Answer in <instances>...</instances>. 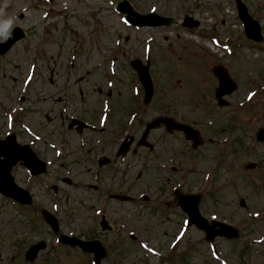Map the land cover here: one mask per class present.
Wrapping results in <instances>:
<instances>
[{"label":"rangeland","instance_id":"374dc122","mask_svg":"<svg viewBox=\"0 0 264 264\" xmlns=\"http://www.w3.org/2000/svg\"><path fill=\"white\" fill-rule=\"evenodd\" d=\"M117 1L0 0V28L11 19L10 30L19 25L27 33L0 60V66H13L19 80L26 83L30 80L29 69L35 68L36 74L49 66L52 72L48 73L55 80V86L50 84L45 91L38 87L43 92L30 94V103L21 105L32 110L25 112L21 123L49 170L33 182L34 186L27 182L34 195L31 210L24 211L0 195V264H91L77 249L58 243L56 234L42 217V208L58 217L61 232L79 235L82 231L89 235L93 230L96 236L103 237L104 244L116 243L102 264H264V142L253 144L254 132L264 125V42L254 44L246 38L234 0H130L141 13L155 11L198 19L200 27L187 32L178 27L134 29L116 11ZM244 1L264 25V0ZM148 44L153 48L152 73L156 83L152 101L142 118L147 122L159 114L172 113L199 127L205 145L195 153L193 161L197 169L189 170L192 147L185 137L178 132L168 135L159 129L153 132L156 141L150 140L157 143L160 152L148 157L142 151L131 153L109 169L98 171L96 151L103 142L106 145L112 140L111 128L116 117H120L115 106L112 111V102L117 99L125 103L135 98L132 96H136L134 91H138L140 84L129 60H145ZM217 64L227 66L239 85L227 97L231 104L224 108L213 100L218 86L213 67ZM48 73L46 78L50 77ZM107 73L115 76L111 85ZM59 83L65 85L67 94H60L56 88ZM257 88L260 93L248 98ZM29 89L22 86L19 96L29 94ZM108 90L112 92L111 98L106 96ZM2 99L6 98L0 94V103ZM83 108L87 115L94 109L96 118L101 119L104 111L107 119L97 122L99 128H105L104 134H78L67 129L69 118L80 116ZM61 111L67 118L64 125L59 120ZM12 126L10 122L9 128L2 127L0 120V136ZM135 134L140 132L136 130ZM105 135L106 141L102 140ZM208 136L216 137L213 138L216 141L210 142ZM26 137L25 141H30ZM169 146L174 157L169 164L179 167L173 175L171 170L160 173L158 170L163 167L158 164V156L165 154ZM211 154L214 157L209 159ZM215 157L221 160V166L211 188L205 191L201 211L210 218L247 220L238 224L241 239L216 244L217 255L224 260L213 257L202 232L182 227V217L174 214L178 213L176 207L140 204L141 193L171 194L176 186L181 191L194 189ZM249 162L253 163L252 170L246 169ZM96 171L103 176L100 196L86 187L87 183L97 182L93 179ZM140 171L144 175L137 179ZM182 177L185 184L179 180ZM255 179L263 182L260 189H253ZM112 192L128 193L134 201L110 198ZM215 192L223 197H218L221 199L214 208L208 200ZM241 196L247 201V209L239 206ZM101 214L109 220L111 233L100 228ZM133 232H141L148 238L132 240ZM39 241L45 242L46 248L35 261H27L28 248ZM141 241H146L150 249H143ZM248 242L253 247L247 246Z\"/></svg>","mask_w":264,"mask_h":264},{"label":"flooded vegetation","instance_id":"af4514ba","mask_svg":"<svg viewBox=\"0 0 264 264\" xmlns=\"http://www.w3.org/2000/svg\"><path fill=\"white\" fill-rule=\"evenodd\" d=\"M4 57H5V55H1L0 56V60H2ZM6 68H8V69H6ZM37 69H36V72L39 70V69L38 70ZM29 72H30V80L26 83L25 80L24 81H20L19 80L17 71L14 70L13 66H8V65L0 66V84H2V86H0V89H2L0 94L4 98L9 100V101H7L6 99H2V102L0 103V120L2 121V127H8V128H9L10 122H13V126L11 127V129H9V131L7 133H5L2 136H0V140L6 141L8 143V138L14 137V139L18 143V144H16L14 146V148H21V149L27 151L28 153H30L29 148L32 149L33 152H35L37 154V156L42 161L45 162V165L47 164V168L49 169L48 163L46 162L45 159H43V157L41 156L40 151H38L34 147V145H32V144H34V141H31L32 137L27 134L26 130L23 127V124L21 123V120H23L22 118L25 116V112L28 111V112L31 113L32 110L31 111H29V109L26 110L27 107L24 109V106H21V105H25V104H27V102L30 103V101L32 100V96L31 95H33V94L40 95L43 91L47 90V87L50 86V84L53 85L55 80L52 78V76H50V73L52 72V70H50L49 66H47V69L45 68L44 71L40 70L36 74H35V68L29 69ZM48 72H50V73H48ZM45 73H48L50 77L46 78ZM59 73L61 75L62 72L59 71ZM19 76H20V72H19ZM3 86H5V87H3ZM22 86H24V87L26 86L27 88L30 87L29 94H24V95L22 94V95L19 96V90L21 89ZM54 86H55V83H54ZM38 87H42V88H45V89L42 92H39L37 90ZM7 88H10V90H8ZM16 88L18 90H16ZM56 88H59L60 94L66 93V87H65L64 84L59 83L56 86ZM44 93H46V92H44ZM12 96H13V98H12ZM17 98H18V100H17ZM45 98H46V96H44V99ZM65 98H66V95L61 100V104H63ZM51 99H52V96H51ZM132 99L133 100H128L125 103L121 102L120 100L115 99L113 101V103H112L113 110H114V106H115V109H117V115L120 116L119 120H117L116 132L119 133L122 137H126V136H133L134 137L133 143L130 146V150L127 151V153L125 155H122V156L118 157L117 156V152L120 149V143L121 142L119 144H116V140L117 139H113L110 143H108L105 146L106 148L101 149L99 151H96V155L95 156H97V158L95 159V161H96L95 163L97 164L98 171L102 170V169H109L111 165L116 164L121 159H126L127 156H129L131 153L132 154H136L138 151H142V152L145 153V157H148V156L155 155V153L160 152L161 148H158L157 143H155V142H153L151 140L153 139L154 141H156V139H154L152 137L153 136V132L156 131V130H159V129L165 130L164 126H161V127L157 128L155 130H152L150 132L148 138H149V140L151 139L150 141L154 145L152 148H149L148 146H139L137 144L138 139L140 138V136L144 132L145 126L147 124V122H144V119L142 118V115L146 112L148 104L146 102H144V100H143V98L141 96H138V97H135V98H132ZM43 102H44V100H43ZM11 105H12V107H11ZM65 108H66V106H65ZM11 109L13 111H10ZM46 109H48V108L46 107ZM10 112H12V113H10ZM159 115L168 116L169 114H159ZM138 116H140L139 119H138ZM76 119H78V118H76ZM80 119L85 121L89 125V126H86L84 129H87V130L88 129L89 130L90 129H92V130L95 129V127L91 124L92 122L96 121V114H95L94 109L91 110V112L88 113V115L85 112H82L80 114L79 120ZM59 120H60V123H62V125L66 124L67 118L65 116V112L61 111V113L59 114ZM20 125H22V127ZM69 129H74V130L78 131L76 126H74L73 128L70 127ZM136 130H138L140 132L139 135L135 134ZM82 131H80V132H82ZM1 133L2 132H0V135H1ZM168 135H172V134H168ZM26 136H28L30 138V141H25V140H28ZM210 142H213V141H210ZM188 143L191 145L190 141H188ZM26 145L29 148L26 147ZM169 152H172V151L167 147L165 149V154L163 152L162 156H158V158H159L158 164L159 165H163V167H164V166H167L169 164V162L172 161V155ZM94 153H95V151H94ZM107 153H111V154H107ZM4 157L5 156L2 155L1 159H4ZM104 159H108L111 162H109L106 165L99 166V163L101 161H103ZM29 162H30L29 159L27 160L26 157H21L17 153V158L15 159V163H14L15 165H14V167L12 169V174H13V177H14L15 181L17 182V184H19L20 186L21 185L27 186L25 188L28 189V190H29V188H28L29 185L27 184V182L30 184V180H33L34 178H36L38 176H41V175H38V176L31 175V173L29 172V168H30L29 165H28ZM162 168L158 169L159 173H160ZM19 171H22V174ZM21 175H24V177L22 178ZM143 175H144V172L140 171L139 174H138V178H142ZM102 177L103 176H101V177L99 176L97 171L94 173V178L97 181H102V179H103ZM24 178H26V179H24ZM146 197H147V199H146V201L144 203L162 204V205L166 206L167 208H168V206L172 205V206L176 207L177 210H178V213L175 212L174 214L182 217V219L187 217L185 212L180 209L179 201H178L179 194L177 195L175 193H173V194H169V193H155L152 196L147 195ZM203 199H204V197H203ZM203 199L201 201V204L203 202ZM204 201H205V199H204ZM208 203H212L213 207L215 208L216 207V203H218V202H217L216 198L214 197V199L210 198L208 200ZM201 204H200V206H201ZM25 207L30 209V205L29 206H25ZM217 212L218 211H211L210 213H217ZM207 217H208V215H207ZM192 227H194V226H192ZM90 232H92L90 235H86V234L81 232L79 234V236L82 237L85 240L102 239L103 238V237L100 238L98 236H95V234L93 233V230L90 231ZM222 240H224L225 242L233 241V240H227L225 238H217L215 240V242H220ZM104 247H105V249L107 250V253H108V252L111 251V249L116 247V243L104 244ZM76 248H77V251H79L82 255L86 256L90 262L93 261V259H94L93 253L85 251V250H83L80 247H76Z\"/></svg>","mask_w":264,"mask_h":264},{"label":"water","instance_id":"95a60500","mask_svg":"<svg viewBox=\"0 0 264 264\" xmlns=\"http://www.w3.org/2000/svg\"><path fill=\"white\" fill-rule=\"evenodd\" d=\"M236 1L239 11V16L244 23L245 32L249 37L255 40H261L262 35H261V27L259 25V22L253 19V17L248 13V9L246 5L242 2V0H236ZM119 10L128 13L127 17L129 19V22L138 26L170 25L173 22H177V20L174 18L160 16L156 13L141 14L135 11L129 5L128 1L122 2L120 4ZM198 24L199 23L197 21L193 20L190 17H186L185 19L186 26L193 27V26H197ZM21 32H22L21 29L20 31L19 29L13 31V33H11L10 39L8 40L7 43H5L6 46L2 48L0 52L3 53L7 51L10 45H12L16 40L20 39L23 36V32L22 33ZM132 65L138 70L140 80L145 87L146 101L148 103L153 95V85L150 78L148 65L146 66L143 65L142 62L138 59L132 61ZM215 73L220 78V86L218 88L217 97L220 100L221 105H226L227 102L222 99V96L224 94L232 92L236 88V85L235 83H233V81L231 82L226 70L217 67L215 69ZM162 122H164L167 125L169 130L172 129L183 130L188 138L193 139L194 147H197L202 142L201 138L199 137V132L197 130H194L192 127L188 125L176 123L170 118L158 117L148 124L147 130L144 133L139 144H148L146 141V137L149 130L151 128L158 126ZM258 139L260 140L264 139V130L260 131L258 135ZM131 142L132 139L130 141L128 140L125 141L119 153L121 152L125 153ZM8 145L9 147L5 146L3 143L0 142V156L5 155L7 157L6 160L0 158V191H2L6 196H12L19 199L22 202L29 203L31 202V197L28 195L26 191L21 190L17 187L11 175V168L15 163L14 159L17 158V153L21 157H26L27 160L28 159L30 160V165L35 173H40L44 171V163L41 162L35 156V154L31 152L30 149H29L30 153H28L27 151L21 148H14V146L16 145L14 140L10 141ZM199 199L200 197L198 195H193V194L181 195L179 197L180 205L189 212V224L195 223L199 228L205 230L207 232V239L209 240H212L216 235H225L227 237H236L238 235V231L228 224L217 221H212V224H209L207 219L203 217L199 212L198 209ZM43 214L47 222H49L52 225V228L55 231H58V221L56 217L47 210H44ZM103 226L107 227V223L105 221H103ZM60 240L66 244H71V245L78 244L86 250L93 251L95 253L96 264H100L101 258L104 257L105 255L104 248L101 246L100 243L96 241L86 242L78 239L77 237H70L63 234L60 235ZM44 247H45L44 242H39L31 246L26 253L27 260L33 261L36 258L38 252Z\"/></svg>","mask_w":264,"mask_h":264},{"label":"clouds","instance_id":"9594fccd","mask_svg":"<svg viewBox=\"0 0 264 264\" xmlns=\"http://www.w3.org/2000/svg\"><path fill=\"white\" fill-rule=\"evenodd\" d=\"M11 19L4 21L3 28H0V42H3L11 37Z\"/></svg>","mask_w":264,"mask_h":264}]
</instances>
